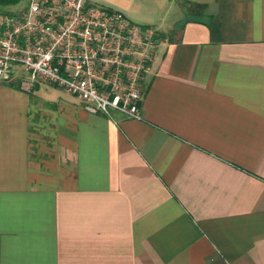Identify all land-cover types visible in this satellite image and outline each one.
Masks as SVG:
<instances>
[{"label": "crops", "instance_id": "0c3cea01", "mask_svg": "<svg viewBox=\"0 0 264 264\" xmlns=\"http://www.w3.org/2000/svg\"><path fill=\"white\" fill-rule=\"evenodd\" d=\"M124 1L139 118L0 84V264H264V0Z\"/></svg>", "mask_w": 264, "mask_h": 264}, {"label": "built area", "instance_id": "2783aa9c", "mask_svg": "<svg viewBox=\"0 0 264 264\" xmlns=\"http://www.w3.org/2000/svg\"><path fill=\"white\" fill-rule=\"evenodd\" d=\"M169 41L154 24L87 0H27L0 12V83L59 87L95 114L139 118L144 82Z\"/></svg>", "mask_w": 264, "mask_h": 264}, {"label": "rangeland", "instance_id": "374dc122", "mask_svg": "<svg viewBox=\"0 0 264 264\" xmlns=\"http://www.w3.org/2000/svg\"><path fill=\"white\" fill-rule=\"evenodd\" d=\"M87 1H88V3L94 4V5H97L100 7L112 8V9H118V10H122L121 9L122 8V6H121L122 2H123V4H125V3L127 4V2H125L124 0H87ZM169 1L170 0H156V2H157L156 4L160 3L161 6L163 7V5H167ZM177 1L178 0H172L173 7ZM26 3H27V0H17V1L0 0V12H14L16 10H20L26 5ZM144 4L146 6L148 3L145 2ZM153 4H154V7H156V9L154 8L155 11L150 10L151 11L150 13H152V15H153L152 18L158 17L161 14V12L163 11L161 6L159 7L158 5H155V3H153ZM153 4L152 5L149 4V5L153 6ZM139 8H141V7L139 6ZM145 11L148 12V10H145ZM132 20L136 23L144 24V21H146V18H142V19L132 18ZM149 24H152V23H149ZM0 84H5V85L11 86V87L13 86L15 88H18L14 85H9L8 83H0ZM46 88H47V91L50 93L51 96L52 95L54 96L56 93L61 92V89L54 87V86H52L48 83H45V82H41L40 88L38 90H35V92H42L43 90H46ZM62 92H66V94H71V93H69L67 91H63V90H62ZM53 93H55V94H53Z\"/></svg>", "mask_w": 264, "mask_h": 264}, {"label": "trees", "instance_id": "16d2710c", "mask_svg": "<svg viewBox=\"0 0 264 264\" xmlns=\"http://www.w3.org/2000/svg\"><path fill=\"white\" fill-rule=\"evenodd\" d=\"M3 1H17V0H3ZM198 7V6H197ZM193 11L197 12L198 9L194 8Z\"/></svg>", "mask_w": 264, "mask_h": 264}]
</instances>
